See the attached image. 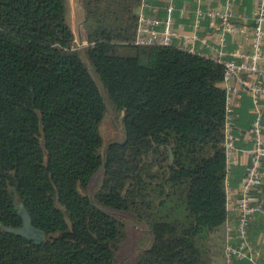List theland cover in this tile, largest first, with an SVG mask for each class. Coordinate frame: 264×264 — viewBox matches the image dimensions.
<instances>
[{"label":"trees","instance_id":"trees-1","mask_svg":"<svg viewBox=\"0 0 264 264\" xmlns=\"http://www.w3.org/2000/svg\"><path fill=\"white\" fill-rule=\"evenodd\" d=\"M142 1L78 0L79 47L68 0H0V264H119L128 218L150 237L132 264L224 253L223 65L135 43ZM22 209L42 242L5 229Z\"/></svg>","mask_w":264,"mask_h":264},{"label":"built area","instance_id":"built-area-1","mask_svg":"<svg viewBox=\"0 0 264 264\" xmlns=\"http://www.w3.org/2000/svg\"><path fill=\"white\" fill-rule=\"evenodd\" d=\"M257 3L256 10L251 17L252 23L247 20L249 17L245 14L240 15L237 19L232 12V1L227 0L222 8L202 9L198 7L196 10L197 19H206L208 25L212 28L222 30L220 37V48L213 56L214 61L223 65L224 70V86L226 89V105L224 120V146H225V188L228 191L230 182L228 172L231 165L236 162V123L233 120V99L240 97L241 89H245L254 102V118L251 122V139L253 146L247 152L251 153V160L246 165L245 179L240 187V195L238 198V218L237 229L241 242L237 245L226 243L224 248V256L226 264H232L235 259H249L254 264L256 252L252 248L247 239V220L253 212L260 211L262 208L259 203H253L250 199L251 192L257 190L263 175L261 167V159L264 157V139L262 136L261 108L259 104L260 96H264V83L260 82L264 78V68H261L259 62L264 60L262 45L264 43V29L261 27V21L264 19V0H255ZM146 3H141L138 14L137 26L135 31V43L137 44H174L173 40L179 37L174 26V18L172 11L173 3L169 0L165 6L166 15L154 16L146 14L142 10ZM231 36L241 34L250 42V50L243 51L238 48L230 53V57L226 56L224 45V35ZM187 38H183L182 43L186 44ZM240 46V44H239ZM194 52L192 49L188 50ZM197 54H200L197 52ZM204 56V55H203ZM207 57V56H206ZM244 150V149H243ZM264 215V212H263Z\"/></svg>","mask_w":264,"mask_h":264},{"label":"crops","instance_id":"crops-1","mask_svg":"<svg viewBox=\"0 0 264 264\" xmlns=\"http://www.w3.org/2000/svg\"><path fill=\"white\" fill-rule=\"evenodd\" d=\"M168 1L169 0H144L146 5L142 10L146 14L159 17L164 16L166 15L165 6ZM226 1L227 0H171L174 6L172 11L174 26L179 33V37H176L173 43L183 49H192L194 52H199L207 57L216 54L221 47L220 37L223 35L222 30L210 27L206 19L199 20L196 26V10L198 7L202 9L222 8ZM229 1H232L231 7L236 21L240 15L245 14L249 17L247 21L251 24V17H253L255 13L257 2L255 0ZM79 8L82 10L80 4ZM81 12L83 13V10ZM261 27L264 29V19L261 21ZM184 37L188 39L186 44L182 43ZM222 48L225 50L227 57H230V53L237 48L243 51H249L251 49L249 40H246L241 34L234 36L225 34ZM262 52L264 54V43L262 45ZM259 65L261 68H264V60L260 61ZM260 82L264 83V78H261ZM259 104L261 108L262 136L264 139V96H260ZM232 110V118L237 126L235 132L237 151L236 162L231 165L228 172L230 186L227 191V218L224 223L223 232L226 243L230 242L233 245H237L241 242L237 229V204L240 195V187L245 179L246 165L251 160V153L247 151L253 146L251 139V122L255 114L254 102L245 89H241L240 97H235L233 99ZM260 161L263 175L258 189L251 192L250 199L253 203H259L262 210L253 212L250 215L247 220L246 234L248 242L256 252V263L264 264V157ZM214 264H226L224 253L214 258ZM232 264L254 263L249 259L243 258L233 260Z\"/></svg>","mask_w":264,"mask_h":264},{"label":"rangeland","instance_id":"rangeland-1","mask_svg":"<svg viewBox=\"0 0 264 264\" xmlns=\"http://www.w3.org/2000/svg\"><path fill=\"white\" fill-rule=\"evenodd\" d=\"M68 6L69 21L75 36V41L80 47L82 44H84L78 34L83 13L79 8L77 0H68ZM100 135L105 143L112 140L121 141L123 139L122 125L113 120L109 111L106 113L102 122L100 123ZM93 185L95 186L94 182L92 183V188L90 191L93 190ZM125 222L126 235L120 245V249L117 252V258L119 260V264H132L134 256L140 248V244L143 242L145 245H147L150 241V237L145 233L143 226L137 224L134 220L128 218L125 219Z\"/></svg>","mask_w":264,"mask_h":264},{"label":"water","instance_id":"water-1","mask_svg":"<svg viewBox=\"0 0 264 264\" xmlns=\"http://www.w3.org/2000/svg\"><path fill=\"white\" fill-rule=\"evenodd\" d=\"M170 158L172 159V154L170 155ZM20 216L22 217V223L20 226L5 227V229L12 233L21 235L26 239L33 240L35 243L42 242L43 232L32 224L31 217L27 210L22 209L20 211Z\"/></svg>","mask_w":264,"mask_h":264}]
</instances>
